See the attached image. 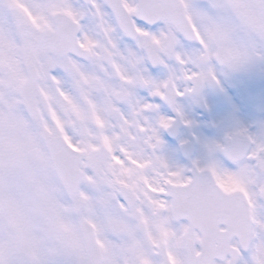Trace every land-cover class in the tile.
Instances as JSON below:
<instances>
[{"label": "snow or ice", "instance_id": "obj_1", "mask_svg": "<svg viewBox=\"0 0 264 264\" xmlns=\"http://www.w3.org/2000/svg\"><path fill=\"white\" fill-rule=\"evenodd\" d=\"M239 75L264 79V0H0V264H264Z\"/></svg>", "mask_w": 264, "mask_h": 264}, {"label": "rangeland", "instance_id": "obj_2", "mask_svg": "<svg viewBox=\"0 0 264 264\" xmlns=\"http://www.w3.org/2000/svg\"><path fill=\"white\" fill-rule=\"evenodd\" d=\"M240 93L237 96L241 103L233 102L240 110V119L251 122L255 118H264V112L257 111V105L264 102V89L241 90Z\"/></svg>", "mask_w": 264, "mask_h": 264}]
</instances>
